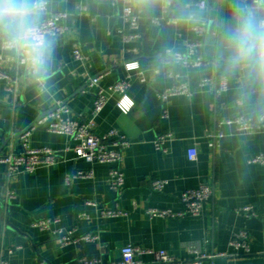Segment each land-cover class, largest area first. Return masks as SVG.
I'll return each instance as SVG.
<instances>
[{
    "label": "crops",
    "instance_id": "0c3cea01",
    "mask_svg": "<svg viewBox=\"0 0 264 264\" xmlns=\"http://www.w3.org/2000/svg\"><path fill=\"white\" fill-rule=\"evenodd\" d=\"M201 1L191 3L196 6ZM207 2L206 32L200 34L195 26L177 22L170 10L157 5L149 11L138 7L137 0H47L48 15L67 14V29L55 36L45 92L29 83L8 54L0 53L2 66L11 74V79H0V156L21 152V134L33 126L30 145L48 146L60 155L51 166L17 174H10L0 162V259L9 264H80L82 257L99 256L109 264L120 261L121 248L132 243L163 249L184 260H191L196 252L225 254L200 264H264V221L240 211L251 206L264 213V163L251 162L264 154V128L246 132L226 123L237 116L258 119L264 104L254 88L242 89L239 75H226L215 63L213 38L230 17L233 0ZM247 3L260 7L253 0ZM127 5L140 17L141 37L132 40L124 38L129 31L123 16ZM154 18L174 21L157 25ZM190 43L197 44L202 65L174 60L175 53H188ZM76 45L84 61L75 59ZM125 61L138 62L139 69L127 70ZM89 74L101 75L99 84L105 88L125 79L130 83L126 93L133 108L124 112L118 106L122 95L113 94L94 125L99 135L117 130L131 141L119 165L125 174L120 189L109 181L111 164L78 158L70 136L49 131L46 123L37 124L41 116L57 110L60 101L70 108L64 115L89 120L95 99V89L85 84ZM204 77H214L217 84L225 78L227 88L217 93L216 84L202 87ZM177 82H187L192 94L175 95L163 103L158 94ZM163 134H170L166 150L155 145ZM193 146L199 152L197 160L188 157ZM79 170L92 171L93 176L67 180ZM153 179L169 183L156 191L151 187ZM203 183L212 186L213 196L202 215L151 218L146 214L151 206L182 210V193ZM9 189L16 193L14 200L7 197ZM104 208L122 214L104 216ZM43 218H58L56 226L74 237L97 238L63 245L51 232L32 226ZM242 231L250 236L251 253L231 245ZM139 259L145 264L155 261L152 254Z\"/></svg>",
    "mask_w": 264,
    "mask_h": 264
},
{
    "label": "built area",
    "instance_id": "2783aa9c",
    "mask_svg": "<svg viewBox=\"0 0 264 264\" xmlns=\"http://www.w3.org/2000/svg\"><path fill=\"white\" fill-rule=\"evenodd\" d=\"M259 4V0H253ZM206 3L207 0H202L201 3ZM123 16L128 23L129 31L124 33L126 40H132L141 37L139 32L140 17L135 13L133 7L127 5L124 7ZM67 17L66 13H51L45 18V27L48 31L52 32L55 36H62L66 33V26L64 24ZM174 19H161L154 18L153 22L157 25H163L165 22H173ZM206 23L197 25L194 29L200 34L206 32ZM197 44L190 43L188 45V53L182 55L179 53L174 54V60L176 62H182L184 64H190L199 66L202 65L204 59L197 54ZM74 57L79 61H84L85 56L81 49L76 45L74 50ZM127 70L131 71L139 69V63L135 61H125ZM101 75H87L85 77V84L95 89L94 106L92 110V116L87 121L73 119L68 115H64L70 112V108L64 105L62 101L58 103L57 110L52 113L41 116L37 124L46 123L48 129L51 132L66 134L74 141L73 149L78 158H82L91 163H108L112 165L109 171V181L115 189H120L125 183V174L120 168V164L123 160V151L131 145V141L125 135L121 134L117 130H111L110 132L99 135L94 130L96 117L106 107L108 101L113 94H121L122 97L118 102V106L124 111H130L134 102L131 101L127 95V89L129 88V80H120L110 85L109 87H103L99 84ZM0 79H11L10 71L5 69L0 62ZM217 79L214 77H204L200 86L208 87L216 84V92L220 93L227 88L228 82L225 78H221L217 84ZM191 95L192 91L187 82H177L173 86L168 87L161 91L158 96L163 103H166L170 97L175 95ZM166 113V112H165ZM228 124L235 125L241 131H254L264 128V114L258 119L246 118L243 116H237L226 121ZM33 127L25 130L21 134V141L23 150L19 153H10L5 156H0V162L6 164L10 174H17L21 172H33L41 166H51L60 159V155L51 147H32L29 143L32 134ZM170 134H163L155 141L157 149L166 150V142L169 140ZM199 152L196 146L189 148L188 157L190 160H197ZM253 163H264V154H258L251 159ZM92 171L79 170L75 173H71L67 176V180L70 181L78 177H92ZM169 181L166 179H153L151 181V187L156 191H163L168 185ZM213 188L211 185L203 183L197 188H191L184 191L180 197V201L183 204V208L180 211L169 208H160L151 206L146 209V214L151 217H174L184 218L187 216H200L203 214L205 204L212 198ZM7 197L9 199H15L16 193L12 189L7 191ZM241 212H244L248 217H259L264 221V213L256 212L251 206H244L240 208ZM104 216L115 217L122 214L119 209L104 208L102 210ZM59 223L58 218H43L36 220L32 223V226L36 229L45 232H51L55 235L60 243L67 245L70 243L79 244L82 241H93L97 237L95 235L86 234L81 237H74L71 232H67L62 228H58L56 225ZM231 245L239 250H243V253H251L250 236L246 231L235 235L231 240ZM13 249L10 253H13ZM121 260L118 262H110L109 264H145L139 259V256L144 254H152L155 257V261L150 264H200L204 259L224 256V253L220 254H207V253H195V256L191 260L177 259L173 255L169 254L163 249H151L142 248L138 245L129 243L121 248ZM0 264H9V261L5 258L0 259ZM80 264H105L99 256H85L80 260Z\"/></svg>",
    "mask_w": 264,
    "mask_h": 264
},
{
    "label": "clouds",
    "instance_id": "9594fccd",
    "mask_svg": "<svg viewBox=\"0 0 264 264\" xmlns=\"http://www.w3.org/2000/svg\"><path fill=\"white\" fill-rule=\"evenodd\" d=\"M255 8L247 0H233L230 17L213 38L215 63L229 76L242 78V89L254 88L264 104V0ZM152 11L159 5L186 26L202 25L209 11L206 3L191 0H137ZM47 0H0V53L21 70L40 92L47 91L57 39L45 27ZM245 100L248 92H243Z\"/></svg>",
    "mask_w": 264,
    "mask_h": 264
},
{
    "label": "water",
    "instance_id": "95a60500",
    "mask_svg": "<svg viewBox=\"0 0 264 264\" xmlns=\"http://www.w3.org/2000/svg\"><path fill=\"white\" fill-rule=\"evenodd\" d=\"M210 30H211V32H212V30H213V25H211Z\"/></svg>",
    "mask_w": 264,
    "mask_h": 264
}]
</instances>
